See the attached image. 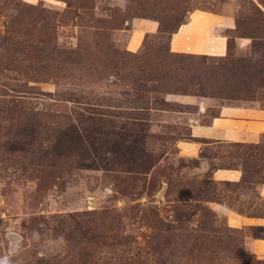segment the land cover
Wrapping results in <instances>:
<instances>
[{
	"label": "rangeland",
	"instance_id": "obj_1",
	"mask_svg": "<svg viewBox=\"0 0 264 264\" xmlns=\"http://www.w3.org/2000/svg\"><path fill=\"white\" fill-rule=\"evenodd\" d=\"M194 12L223 56L170 50ZM221 107L264 111V0H0V264H264V224L229 219L264 222V137L176 146Z\"/></svg>",
	"mask_w": 264,
	"mask_h": 264
},
{
	"label": "crops",
	"instance_id": "obj_2",
	"mask_svg": "<svg viewBox=\"0 0 264 264\" xmlns=\"http://www.w3.org/2000/svg\"><path fill=\"white\" fill-rule=\"evenodd\" d=\"M225 26L226 21L212 13L194 12L189 22L172 37L170 50L177 54L223 56L227 50V39L220 33V28ZM157 27L156 22L148 20L138 24V29L128 44V51L136 52L137 49L133 48L134 42L139 41L143 33H154ZM166 99L187 105H196L198 102L199 105L204 106V103L199 102L194 96L167 95ZM199 120V113L190 114L189 138L179 139L176 142L180 154L186 158L199 159L202 148L199 143L206 141L259 145L264 137V111L221 107L218 114L208 123H202ZM212 176L219 182L238 183L242 178V172L240 169L216 168ZM259 195L264 199V185L260 186ZM229 219L235 223L241 221L249 226H263L264 224L261 219L238 214H230ZM250 248L254 254L264 256V240H254Z\"/></svg>",
	"mask_w": 264,
	"mask_h": 264
},
{
	"label": "trees",
	"instance_id": "obj_3",
	"mask_svg": "<svg viewBox=\"0 0 264 264\" xmlns=\"http://www.w3.org/2000/svg\"><path fill=\"white\" fill-rule=\"evenodd\" d=\"M181 25H184V24H181ZM180 25V26H181ZM180 26L176 29V30H174V31H170L171 32V37L174 35V34H176L177 32H178V30L180 29ZM165 32V31H164ZM163 32V29L161 28V31H160V33H164ZM182 91V93L183 92H186V90L185 89H182L181 90ZM205 90H204V88L203 87H199V89L196 91V93H195V95H199V96H205ZM184 95H187L186 93H183ZM214 117V116H213ZM232 146L233 147H235V148H238V147H244L245 145L244 144H232ZM250 147H252V146H250ZM233 169V168H232ZM242 172H244V173H246L247 172V168L246 167H244V169H242Z\"/></svg>",
	"mask_w": 264,
	"mask_h": 264
}]
</instances>
